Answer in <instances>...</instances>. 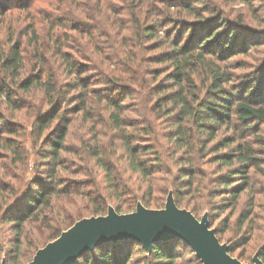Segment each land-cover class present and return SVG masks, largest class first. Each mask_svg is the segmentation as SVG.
Segmentation results:
<instances>
[{
	"label": "rangeland",
	"instance_id": "rangeland-1",
	"mask_svg": "<svg viewBox=\"0 0 264 264\" xmlns=\"http://www.w3.org/2000/svg\"><path fill=\"white\" fill-rule=\"evenodd\" d=\"M179 2L198 6L197 13L179 6ZM219 16L236 29L232 42L237 46L232 51L230 45L223 50L224 61L215 60L231 78L227 89L240 92L249 87V95L258 98L264 87V0H0V83H8L12 92L11 103L0 95V127L4 128L0 132V264L12 262L15 256H10L9 248L16 235L12 225L5 223L6 212L46 176L42 169L46 164L40 158L46 148L41 139L47 131L37 138V115L49 108L47 94L38 87L24 91L17 85L39 69L44 82L52 78L57 85L76 84V75L66 74L65 55L85 63L88 72L81 77L88 87L57 98L62 120L54 119L47 135L53 138L66 128L65 147L59 152L62 165L56 167L62 192L41 215L26 223L20 238L23 260L32 259L49 243L42 246L39 241L63 217L72 226L78 220L69 217H96V208L102 211L98 216L106 215L108 208L117 214L132 213L137 205L163 209L169 194L176 198L177 169L191 161L201 185L196 188L193 184L192 191L180 193L178 208L186 209L188 204L196 209L198 219L205 215L232 258L254 264L256 256L264 263L260 259L264 253V123L251 122L242 132L244 126L237 124L236 134L222 128L203 152L197 138L187 148H178L170 133L178 120V107L168 102L169 94L181 87L182 95L190 99L194 97L189 94H193L191 90L203 97L210 72L208 55L204 65L194 60L186 65L182 60L176 72L175 61L186 56L171 53V47L178 39L182 48L193 51L194 46L186 45L191 35ZM153 22L158 25L156 36H144L143 27ZM221 32L218 30L217 35ZM14 51L20 62L17 75L11 77L13 71L2 58ZM80 96L87 98L81 110ZM114 113L122 120L120 129L114 128L110 117ZM185 124L184 130L190 126ZM123 134L131 139V145L142 146L139 160L151 164L149 175L130 170ZM230 139L234 143L217 148ZM237 144H248L257 161L245 174L246 190L234 206L228 207L222 203L226 195H211L208 189L218 188L217 177L237 166L235 162L219 166L213 163L215 156ZM175 242V264H201L188 246ZM131 264L155 263L134 253Z\"/></svg>",
	"mask_w": 264,
	"mask_h": 264
},
{
	"label": "trees",
	"instance_id": "trees-1",
	"mask_svg": "<svg viewBox=\"0 0 264 264\" xmlns=\"http://www.w3.org/2000/svg\"><path fill=\"white\" fill-rule=\"evenodd\" d=\"M186 2H179L178 4L192 13H197L198 6L191 7L187 5L189 2ZM207 23L208 26L203 24L200 27V32L192 34L191 40L189 39L190 41L186 44L188 46H194L193 51L186 46H183L182 48L177 43L178 39L174 41L175 44L171 47V53L180 55L185 54L186 56L184 59L177 57L178 59L175 61L176 72L180 70L179 68L183 64L182 60L186 65H189L186 62L191 60H194L193 62H197V64L204 65L206 62V55L210 57L209 83L206 84L204 88L203 97L198 96L199 92L196 90H191L193 91V94H189L194 97L190 99L187 94L182 95L183 90L179 86L180 88H178V91H175L178 93L172 91L168 98V102L171 105H174L175 108L178 107V115L176 117L178 120L172 124V129L170 130L174 142H176L178 148H187V144L197 138L199 144L202 143L203 145L200 148L201 152L206 149V145L214 139L216 133L222 128L236 134L235 130L237 124H242L244 126L241 129L242 132L248 130L246 126L251 122L264 123V87L258 98H255L252 93L249 95L251 90L249 87L240 92H234V90L230 91L227 89V85L230 84L231 78L225 72L221 71L215 63V60L224 61L226 59L224 58L226 55H223V50L227 46L230 45L229 50L231 51L233 50L232 47L237 46L234 41L232 42L236 35V29H234L232 24L226 21L222 16L214 18L211 23ZM238 25L239 21L237 22V26ZM143 28L144 36L154 37L158 31V25L155 22L145 25ZM221 29L223 32H221L220 35H217L218 30ZM188 31L190 32V28ZM178 36H180V34ZM208 40L212 41L209 42ZM169 41L170 40H168V42ZM216 42L219 47L218 49H215ZM163 57L166 59V55H163ZM2 60L5 61V66L13 71L11 77L17 75L20 62V57L17 51H14L10 57L4 55ZM63 60L67 67L66 74L69 76L76 75L73 77V81H75L76 84L62 83L57 85L52 81V78H47V81L44 82L42 81L43 71L42 69H39L40 71L36 74L23 78L17 85L20 90L24 91H27L32 87H38L47 94V104L49 108L39 112L37 115V118L40 119V123H37V138L40 139L43 132L47 131L44 136L45 140L41 139V141L45 143L46 148L40 158V161L43 162V164H46V167L42 168L45 169L46 176L40 181L38 180L36 186L27 189V193H25L20 203L6 212L5 223L12 225L16 235V240L13 246L9 248L12 253L10 256H15L12 258V262L8 261L6 264H27L31 261V259L24 261V256L19 255L22 243L20 241L22 231L28 221L41 215L42 212L51 205L54 199L60 197L62 192V189L58 187L59 180L56 173V167L62 165L59 152L64 150L65 147L63 143L66 135V128H62L59 134L53 138L51 137L52 135L48 136L47 134L54 119L60 118V120H62L63 113L62 111L58 112L60 102H58L57 98L64 97L70 90L77 89L78 87H88V85L85 84L84 78L81 77L83 73L88 72L85 63H76L70 60L68 55L63 56ZM176 72L175 74L177 75ZM185 89L186 88H184V90ZM1 94L7 96L8 102L11 103L12 92L8 83H0V95ZM79 100L80 106L78 109L81 110L86 105L87 98L84 99L80 96ZM14 106L16 108L19 107V105ZM110 117L114 123V128L120 129L122 127V120H120L119 114L114 113V115ZM2 119L3 118H1V120ZM185 123L190 124L189 127L187 126L188 128H185V130L188 129L189 132L184 130ZM253 128L256 129V124L253 125ZM1 130H4V128L0 127V132ZM5 130L12 131L11 129ZM46 135L48 136V140L45 138ZM122 138L124 139L123 145L125 152L129 158L128 165L130 170L133 173H138L142 176L149 175L152 172L150 171L151 164H143L142 161L139 160L142 146H139V148L138 146L131 145V139L129 140L125 134L122 135ZM203 138L206 139L205 143L202 140ZM234 141V139L222 141L218 144L217 148L229 146L234 143ZM146 151L147 150L144 152ZM255 161H257V159L252 155V150L248 144H237L231 148V151L223 154L220 153L215 156L213 163H217L219 166L232 165L234 162L237 163V166L232 170L227 171V175L216 176V181L218 182L219 187L215 190L214 188H209V193L211 195L216 193L217 195V192H220V197L226 195L222 198L223 205H228V207L234 206L239 194L246 190L248 181L245 174L247 173V169L254 165ZM186 162L189 166L177 169L179 178L176 181V184L179 186L173 191L176 198L172 197L177 207H179L178 204L181 203L178 201V199H180V193H188L192 191L193 184H196L194 186L196 188L201 185V182L198 180L197 176H195L196 170L193 168L191 161ZM235 178H238L239 180H234ZM236 181H240L239 184H235ZM184 208L190 211L191 214L198 219V214L194 207L185 204ZM94 211L97 216L102 212L100 211V208H96ZM69 219L71 221H76L79 220L80 217H69ZM70 226L71 222H68L66 217L57 220L55 226L49 229L50 231L47 234V237H44V240L39 241V243L43 246L45 243L53 241L62 231L67 230ZM175 240L181 241L184 245L188 246L183 240L172 238L155 242L152 245L151 250L148 252L144 249L142 244L136 240H119L116 242L102 243L93 249L84 252L76 259L74 264H131L132 255L134 253L142 255L144 258H152L155 264H175L177 259V255L174 253V248L177 245ZM36 244L38 245L37 242ZM36 248H38V246ZM190 250L195 256L194 251L191 248ZM227 252L229 254V249ZM260 255L262 257L260 259H264V253ZM196 259L199 260L198 258Z\"/></svg>",
	"mask_w": 264,
	"mask_h": 264
},
{
	"label": "water",
	"instance_id": "water-1",
	"mask_svg": "<svg viewBox=\"0 0 264 264\" xmlns=\"http://www.w3.org/2000/svg\"><path fill=\"white\" fill-rule=\"evenodd\" d=\"M172 238L183 240L202 264H242L228 254V247L219 242L205 215L197 219L178 208L170 194L163 209L137 205L132 213L117 214L108 208L104 216L80 219L38 249L27 264H74L80 255L102 243L126 239L136 240L149 252L155 242ZM253 262L264 264L256 256Z\"/></svg>",
	"mask_w": 264,
	"mask_h": 264
}]
</instances>
